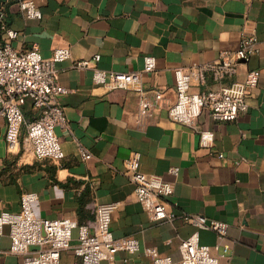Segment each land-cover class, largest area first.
<instances>
[{
    "label": "crops",
    "instance_id": "obj_1",
    "mask_svg": "<svg viewBox=\"0 0 264 264\" xmlns=\"http://www.w3.org/2000/svg\"><path fill=\"white\" fill-rule=\"evenodd\" d=\"M35 2L41 18L27 17L16 1L10 4L8 23L18 31L11 42L19 50L37 45L44 56L56 47H70V57L57 63L58 79L69 89L60 95L68 123L56 128L65 155L37 158L25 124L21 150L10 151L7 120L0 114V212L20 210L25 191L37 192L33 207L38 216L79 222L93 217L90 202L119 201L112 230L116 237H137L140 249L119 250L101 264H153L148 246L178 259L181 240L196 231L200 242L220 255V264H264V0ZM250 36L257 37L258 50L225 80L241 81L250 68L260 69L258 85L246 96L249 108L230 121L215 120L205 108L195 127L173 121L168 111L177 99L175 68L215 60ZM7 39L0 33V42ZM146 55L156 56L157 65L143 73L142 83L149 97L155 89L163 94L153 116L139 113L136 91L93 80L95 66L141 70ZM78 60L91 62L78 67ZM214 86L209 78L204 85L194 82L191 90ZM23 110L27 120L36 117L31 102ZM202 131H212L213 138L204 140ZM80 145L92 153L90 158L83 157ZM134 151L141 154L144 172L174 184L165 198L168 210L226 221L227 233L221 236L179 218L153 219L125 171V159ZM9 231L6 225L0 264H24L10 251ZM77 237L74 230L72 244ZM61 260L74 264L77 256L69 248Z\"/></svg>",
    "mask_w": 264,
    "mask_h": 264
},
{
    "label": "built area",
    "instance_id": "obj_2",
    "mask_svg": "<svg viewBox=\"0 0 264 264\" xmlns=\"http://www.w3.org/2000/svg\"><path fill=\"white\" fill-rule=\"evenodd\" d=\"M14 1L19 3L20 9L29 18H41L43 15L35 0H0V32L8 36L7 40L0 42V114L7 120V147L10 151L21 150V134L25 124L27 138L36 157L60 160L65 152L56 128L68 123L60 95L69 89L58 79L57 63L69 58L71 50L69 46H59L51 56H44L37 45L26 50L15 48L11 40L18 36V31L8 26L6 21L8 8ZM256 44L257 37H245L238 48L223 52L215 60L193 64L190 68H175L177 99L169 108L170 118L195 127L205 108L219 121L234 120L245 112L249 108L246 96L258 85L260 69L250 68L241 81L226 83L225 80L237 73L240 62L248 61L258 50ZM99 57L97 54L95 60ZM90 62L78 60L75 64L88 67ZM156 65V56L146 55L141 70L117 71L95 66L93 80L98 85L136 91L139 94V113L153 116L160 107L163 94L155 89L153 96L149 97L142 83V75L153 71ZM209 78L217 86L191 90L194 82L204 85ZM28 101L36 113L31 120L26 119L23 110V105ZM201 133L204 140L213 138L212 131ZM80 152L84 158L92 156L83 145H80ZM124 164L134 184L137 200L153 219L174 222L179 218L198 228L214 230L221 236L227 233L229 223L226 221L204 214H177L168 210L165 198L173 194L174 184L162 176L144 172L140 152H132ZM172 171L176 173L178 167L172 168ZM37 198V192L25 191L20 210L0 212V261L6 225L10 228V251L20 255L24 264H62V252L69 248L77 256L74 264H101L103 260L113 258L119 250L136 252L140 249L137 237H116L112 230L113 214L120 205L119 201L90 202L93 217L79 222L70 217L38 216L33 207ZM74 230L78 231V237L77 242L72 244ZM179 250L178 259L161 253L156 246H148L145 252L152 258L153 264H220V255L213 252V246L200 242L198 231L183 238Z\"/></svg>",
    "mask_w": 264,
    "mask_h": 264
},
{
    "label": "trees",
    "instance_id": "obj_3",
    "mask_svg": "<svg viewBox=\"0 0 264 264\" xmlns=\"http://www.w3.org/2000/svg\"><path fill=\"white\" fill-rule=\"evenodd\" d=\"M0 5H1V2H0ZM8 11H9V8H8ZM6 21H7V25L10 26L9 23H8V19H6ZM0 33L4 34L3 32H0Z\"/></svg>",
    "mask_w": 264,
    "mask_h": 264
}]
</instances>
